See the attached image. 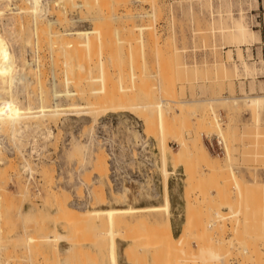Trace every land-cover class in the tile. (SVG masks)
<instances>
[{
    "label": "rangeland",
    "instance_id": "rangeland-1",
    "mask_svg": "<svg viewBox=\"0 0 264 264\" xmlns=\"http://www.w3.org/2000/svg\"><path fill=\"white\" fill-rule=\"evenodd\" d=\"M72 1L46 0L36 19L41 24L61 11L65 20L54 24L57 30L101 28L100 38L90 40V51L78 47L84 50L85 62L82 54L77 58L82 67L76 63V50L73 57L67 55L73 60L71 71L58 65L63 57L48 48L47 40L33 37L27 0H12L18 13L0 19L16 58L11 93L19 104H38L41 92V102L49 104L54 84L58 90L81 88L83 94L62 95L59 103L90 106L55 117L19 118L11 123L14 129L7 121L1 129L0 167L6 166L5 174L0 169L6 177L1 264H109L104 218L87 217L80 230L78 221L68 226L72 221L63 219L62 212L58 217L48 193L57 191L72 209L160 205L157 111L141 107L147 97L150 106L162 105L166 155L171 156L181 139L199 143L203 153L187 154V165H165L170 171L171 228L162 211L116 215L112 227L120 231L119 264H264V101L254 107L242 98L264 94V0H87V6L81 4L84 0ZM124 9L128 16L122 15ZM80 67L84 77L77 76ZM72 70L80 81L66 87L62 76H72ZM119 101L130 108L104 113L103 107ZM214 121L224 132L221 137ZM207 122L213 124L210 129ZM99 154L107 165L115 162L105 175L111 185L92 167Z\"/></svg>",
    "mask_w": 264,
    "mask_h": 264
},
{
    "label": "bare ground",
    "instance_id": "bare-ground-1",
    "mask_svg": "<svg viewBox=\"0 0 264 264\" xmlns=\"http://www.w3.org/2000/svg\"><path fill=\"white\" fill-rule=\"evenodd\" d=\"M28 1V3H29V5H30V12H31V14H32V16H33V18H34V20H33V24H32V32H33V37H35V39H41L42 41H43V39H42V37L45 39V40H47L48 41V48L50 49V47L52 48V49H54V50H52L51 49V51L53 52H57L56 53V55H58L59 54V56L60 57H63V58H60V60H59V62H58V65L60 64L62 67H64V69H73V67H74V65L72 64V62H73V60H70V59H72V58H68V60H67V55H68V57H70V56H72L73 55V50H76V54L78 53V55L79 56H77L76 55V63H79V62H77L78 61V59L80 60L82 57H80V55L81 56H83V58L85 57L84 55H83V53H84V50H82L81 48H80V51H79V48L78 47H82L83 49H84V47L86 48H88V51H90V48H92V46H90L91 44L90 43H92V41H94V40H92V39H95V37H96V39H98V37L100 38V33H99V30H98V28H99V26H95V27H92L91 29H76V30H73V31H61V30H57L55 27H54V24H56V22H61V21H63V19L64 18H62V16L60 15L62 12L60 11V14L59 13H57L56 11H58V10H55V12L57 13H55L57 16H55V18L53 19V20H51V19H43L44 21L43 22H41V24H39L38 23V21H36V19L38 20V17H40L41 18V16H40V14H41V11L43 10L44 11V7L42 6V4L44 3V2H46V0H27ZM59 1V0H58ZM62 1H64V0H62ZM70 2V0H65V2ZM73 1H75V0H73ZM73 1L70 3V4H72L73 3ZM93 1V0H92ZM97 1H99V0H97ZM103 2H104V0H102ZM101 1V2H102ZM126 0H124V2H125ZM155 1V0H154ZM23 2V1H22ZM67 2V3H68ZM105 2H106V0H105ZM123 2V1H122ZM123 2V3H124ZM51 3V2H50ZM75 3V2H74ZM72 4V5H75V4ZM90 3V2H89ZM98 3V2H97ZM126 3V2H125ZM124 3V4H125ZM66 3H64V5H65ZM77 4V3H76ZM78 4H80V3H78ZM81 4H85L84 6H87L88 5V1L86 0H84V2L82 1V3ZM87 4V5H86ZM100 4V3H99ZM105 4H107V3H105ZM116 4V3H115ZM114 4V5H115ZM159 4V3H158ZM25 5V4H24ZM44 5V4H43ZM137 5V4H136ZM21 6V5H20ZM20 6H17V7H20ZM83 6V5H82ZM103 6V5H102ZM105 6V5H104ZM52 7V6H51ZM63 7V6H62ZM116 7V6H115ZM135 7V6H134ZM157 7H158V5H157ZM16 7H15V4L12 2V0H0V19H1V17H2V15L3 14H6V13H18V11H16L17 10V8H16V10H14ZM64 8V7H63ZM105 9L106 8H108V6L107 7H104ZM8 9H10V10H8ZM65 9V8H64ZM114 9V8H113ZM129 9V8H128ZM8 10V11H7ZM127 10V9H126ZM125 9H124V14H122V15H125V16H128V12H125L126 11ZM47 11V10H46ZM45 11V12H46ZM116 11V10H115ZM128 11V10H127ZM20 12V11H19ZM107 12V11H106ZM152 12V11H151ZM40 13V14H39ZM132 13V12H131ZM130 13V14H131ZM45 14V13H44ZM99 14H101V13H99ZM106 14V13H105ZM18 15V14H17ZM122 15H120V16H122ZM138 15V14H137ZM142 15V14H141ZM145 15V14H144ZM148 15V14H147ZM117 16V15H116ZM152 16V15H151ZM37 17V18H36ZM103 18V17H102ZM18 19V18H17ZM99 19V18H98ZM124 19V18H123ZM130 19V18H129ZM41 20V19H40ZM39 20V21H40ZM65 20V19H64ZM105 20V19H104ZM108 20V19H107ZM150 20V19H149ZM96 21V20H95ZM98 21V20H97ZM125 21V20H124ZM94 22V21H93ZM92 22V23H93ZM99 22H102V20L101 21H99ZM99 22L97 23V24H99ZM103 22H106V20L105 21H103ZM107 22H109V21H107ZM117 23V22H116ZM131 23V22H130ZM151 24V23H150ZM101 25V24H100ZM140 26V25H139ZM144 26V25H143ZM145 27V26H144ZM146 27H149V25L148 26H146ZM145 27V28H146ZM143 27L141 26L140 28H138V29H142ZM99 29H101V28H99ZM108 31V30H107ZM103 32V31H102ZM106 32V31H105ZM109 32V31H108ZM100 34V35H99ZM106 34V33H105ZM108 34H110V33H108ZM152 35V34H151ZM38 36H41V38H37ZM103 39V38H102ZM40 40V41H41ZM90 40H92V41H90ZM46 41V42H47ZM102 41V40H101ZM100 41V42H101ZM36 42V41H35ZM94 43V42H93ZM36 44V43H35ZM39 44H40V42H39ZM105 44V43H104ZM34 45V44H33ZM43 45H44V43H43ZM93 45V44H92ZM95 45V44H94ZM103 45V44H102ZM105 46V45H104ZM104 46H101V48L102 47H104ZM38 47H40V46H38ZM90 47V48H89ZM98 47V46H97ZM45 49V48H44ZM79 52H81V51H83V52H81V53H79ZM45 51V50H44ZM92 51V50H91ZM93 51H94V49H93ZM17 52V51H16ZM98 52V51H97ZM55 54V53H54ZM89 54V53H88ZM91 54V53H90ZM89 54V57H90V60H91V55ZM38 55V54H37ZM18 56V55H17ZM55 56V55H54ZM73 57V56H72ZM78 57H80V58H78ZM45 58V57H44ZM78 58V59H77ZM82 58V60L84 61L85 60V58L83 59ZM15 59L16 58H14V55H13V53H12V51L9 49V46H8V42H7V39H6V37H5V35H4V27H2V25H0V131H1V129H4L3 127H4V125H5V123L8 121V122H10V125H9V127H11L12 125H11V123L12 122H15V121H17V120H19V118H23V117H34V116H37V117H41V116H45V115H48V116H51V117H55V116H57V115H59V114H62V113H67V112H72V111H74V112H78V111H80V110H78V109H83V108H90V106L89 105H85V106H83L81 103L79 104V103H77V104H74V103H72V104H68V105H63V104H61V103H59V98H60V96H62V95H64V96H67V97H74V96H81V95H83L82 93H81V88H76V89H68V88H64L63 90H58V89H56L54 86V84H53V86H51L52 88H51V92H50V95L48 96V97H50V99H49V101H50V103L49 104H43V102H41V100H42V95H41V93H43V92H41L40 93V96L38 97V94H37V99L39 98V101H38V104H25V105H21V103L19 104L18 103V100L13 96V94L11 93V88H12V86H13V83H14V78H15V76H14V72H15V70H14V61H15ZM56 59V58H55ZM105 59V58H104ZM80 61V62H82V63H84L83 61ZM88 60H89V58H88ZM89 60V61H90ZM25 61H26V59H25ZM57 61V59L55 60V62L54 61H52L53 62V64L54 63H57L56 62ZM69 61H72L70 64H69ZM25 63V62H24ZM17 64V63H16ZM15 64V65H16ZM23 64V63H22ZM27 64V63H26ZM80 64V63H79ZM79 64H78V67H79ZM98 64H99V61H98ZM58 65H57V68H58ZM83 65V64H82ZM104 65V64H103ZM54 66V65H53ZM80 66H81V64H80ZM18 67V66H17ZM24 67H25V65H24ZM77 67V68H78ZM82 67V66H81ZM81 67L79 68V69H81ZM85 67V64H84V66H83V68L82 69H86V68H84ZM16 68V67H15ZM20 68H21V66H20ZM19 68V69H20ZM22 69V68H21ZM34 69V68H33ZM78 70L77 71V73H79V75L77 74V76H79V77H81V75H82V77H84L85 75H84V73H83V70ZM25 70V69H24ZM43 70V69H42ZM17 71V70H16ZM20 72H21V70H19ZM67 71V70H66ZM71 71V70H70ZM75 71V70H74ZM31 72V71H30ZM37 72V71H36ZM35 72V73H36ZM85 72V71H84ZM17 73H18V71H17ZM26 73V72H25ZM70 73V72H69ZM72 73H74L73 72V70H72V72H71V75L72 76H70L69 74H67V72L66 73H64V75L62 76L63 78H62V80H63V82H64V84H65V86L67 87L68 86V84L70 83H72L71 85L73 86V85H75V83H79V81L80 80H78L76 77H74L73 76V74ZM86 73V72H85ZM20 74V73H19ZM75 74V73H74ZM81 74V75H80ZM21 75V74H20ZM37 75V74H36ZM32 76V75H31ZM37 77V76H36ZM42 77V76H41ZM52 79V78H51ZM39 80H40V78H39ZM85 81V80H84ZM41 82V81H40ZM82 82H83V80H82ZM16 83V82H15ZM74 83V84H73ZM81 83V82H80ZM83 84H84V82H83ZM16 85V84H15ZM80 85V84H79ZM82 85V84H81ZM14 87V86H13ZM75 87H77V86H75ZM82 88L84 87V86H81ZM34 88V87H33ZM13 89H15V88H13ZM48 93V92H47ZM129 93V92H128ZM123 95H125V94H123L122 93V96ZM127 95H129L130 96V94H127ZM79 96V97H80ZM83 96H81V98H82ZM116 97V96H115ZM124 97V96H123ZM118 98H120V97H118ZM124 98H128V97H124ZM243 99H244V101H245V104H247V105H252V106H256V105H261L262 103H263V101H264V94H259V95H246V96H244V97H242ZM113 99H114V97H113ZM164 99V98H163ZM168 99V98H167ZM167 99H166V102H165V100H164V102L166 103V104H168V102H167ZM174 99V98H173ZM236 98H234V100H235ZM118 100V99H117ZM125 100V99H124ZM147 100L149 101V98L147 97ZM146 100V101H147ZM170 100H172V99H170ZM145 101V103L144 104H141V107H146V106H148L147 108H149V107H156V111H157V121L156 122H158L157 123V129H158V140H159V147H160V153H161V165H162V168H161V170H162V176H161V180H160V182H161V198H162V203L160 204V205H147V206H139V207H101V208H91V209H80V207H78L79 209H72V208H70L64 201H60V199H59V196H60V194L58 193H56L55 191H53V190H51L50 188V190H49V201H50V203H52V204H55L56 206L55 207H57L59 210V212H57V213H59L58 215H56V213H54V215H56V216H58L59 218L61 217V214H60V212H62V218L63 219H65L67 222L69 221H72V223H73V225H72V223L71 224H67L68 226H75V224L74 223H76L77 221L79 222H77L78 224H76L77 226H75V227H77V228H79L78 226H81V224H84V220L88 217L89 218V220H90V218H100V217H103L104 218V221H103V219H102V221L101 222H104L106 225V230L104 231V235H106L107 237H106V239H107V253H108V261H109V264H119L118 263V260H117V240L120 238L119 237V235H117V233H118V231L119 230H115V229H113V224L115 223L114 221H115V217H116V215L117 214H120V213H129V212H142V211H162L164 214H165V217H164V224H169L168 222H169V208H170V201H169V194H168V174H169V170H167L166 168H165V165H166V163L167 162H171V164H172V166H177V165H183V164H185V162H186V165H187V159L185 158V156L187 155V154H191V153H196L197 154V152H201V153H203V148H202V146L199 144V143H195L194 142V140H192V139H190L191 140V143H188V142H190V140H188V142H186L185 140H183V139H181V140H177L178 142V148L176 149V150H174V151H170L169 153L171 154V156L170 157H168L167 155H169V154H167L166 155V152H165V149L166 148H169L168 147V145L165 143V140L163 139V116H162V109H161V104L159 103V102H157L156 104L154 103V105L155 106H150L149 104H152V103H150V102H146ZM177 101V100H176ZM176 101L174 102L175 104H176ZM20 102V101H19ZM125 102V101H124ZM171 102H173V101H171ZM170 102V103H171ZM234 102V101H233ZM126 103H128V102H126ZM124 104L123 102L121 103V101H119V102H116V103H114L113 105H109V106H106V107H103V109L104 110H107V111H104V113H106V112H115V111H117V110H126V109H128V108H130V103H129V105H127V104ZM149 103V104H148ZM179 103V102H178ZM148 104V105H147ZM163 104V103H162ZM175 104H174V106H175ZM96 105V104H95ZM133 105H137V104H133ZM209 105V104H208ZM171 106V105H170ZM169 106V107H170ZM185 106V105H184ZM128 107V108H127ZM178 107L180 108V105L178 104ZM186 107V106H185ZM191 107H193V106H191ZM190 107V108H191ZM260 107V106H259ZM98 108H99V106H98ZM171 108V107H170ZM184 108V107H183ZM188 108V107H187ZM187 108H185V109H187ZM103 109L101 110V111H103ZM139 109V108H138ZM150 109V108H149ZM85 110V109H84ZM97 109H88V110H86V112H93V111H96ZM148 110V109H147ZM146 110V111H147ZM179 110V109H178ZM180 111H181V109H180ZM186 111V110H185ZM144 112V111H143ZM151 112V111H150ZM152 113H153V111H152ZM155 113V112H154ZM192 113V112H191ZM196 113V112H195ZM205 113V112H204ZM203 113V114H204ZM68 114H71V113H68ZM191 115V114H190ZM205 116V115H204ZM206 118V117H205ZM165 119V118H164ZM202 120V119H201ZM142 121V120H141ZM146 121V125H147V119L145 120ZM145 121H143V122H145ZM207 121V120H206ZM210 121V120H209ZM208 121V122H209ZM208 122L206 123V125L205 126H207V128H209L210 129V126L211 125H213L214 124V126L213 127H215L217 130H218V132H216V133H218V136H222V133H224L223 131H221V129H220V126H219V123L218 122H213V124H209V125H207L208 124ZM211 122V121H210ZM209 122V123H210ZM18 123V122H17ZM16 123V124H17ZM38 123V122H37ZM203 123V122H202ZM205 123V122H204ZM14 124V123H13ZM32 124V123H31ZM149 124V123H148ZM34 125V124H33ZM39 125V124H38ZM165 125V124H164ZM204 125V124H203ZM25 126H27V125H25ZM30 126V125H29ZM46 126V125H45ZM209 126V127H208ZM5 127H7V126H5ZM13 127V129L16 127V126H12ZM34 127V126H33ZM24 128V127H23ZM27 128V127H26ZM6 129V128H5ZM12 129V128H11ZM19 128L17 127V130H18ZM28 129V128H27ZM10 130V129H9ZM24 130V129H23ZM49 132H51L50 131V129H47ZM155 130V129H154ZM11 132L13 131V130H10ZM18 131H20V130H18ZM156 131V130H155ZM9 132V131H8ZM10 132V133H11ZM43 132V131H42ZM42 132L40 131L38 134H42ZM46 132V131H45ZM209 132V131H208ZM14 133V132H13ZM16 133V132H15ZM29 133V132H28ZM48 133V132H47ZM227 133V132H226ZM21 134H22V132H21ZM20 134V135H21ZM50 133H48V135H49ZM11 135V134H10ZM12 135H15V134H12ZM46 135V134H45ZM22 136V135H21ZM31 136V135H30ZM147 136V135H146ZM154 136V135H153ZM5 137V136H4ZM145 137V136H144ZM20 138V137H19ZM47 138V137H46ZM22 139V138H21ZM24 139V138H23ZM193 139H195V138H193ZM226 139H227V137H226ZM195 141H196V139H195ZM197 141H198V139H197ZM227 141V140H226ZM202 142V141H201ZM13 143V142H12ZM24 143V142H23ZM17 145V144H16ZM224 146V145H223ZM2 138H1V134H0V164L2 163V158H4L3 156H2V154L3 153H1L2 152ZM33 147V143H31V145H30V148H32ZM167 151H168V149H167ZM29 152H30V149H29ZM229 157H230V155H229V152L228 151H226V159H229ZM108 158H109V156H108ZM107 158V159H108ZM9 161V160H8ZM108 161V160H107ZM107 161H106V159H105V157L103 156V155H101V154H99V155H94V159H93V161H92V167H94L95 169H97V175H100V177H101V175L102 176H105V175H107V173L110 171V168H109V162H108V165H107ZM169 162V163H170ZM225 166V165H224ZM6 167V166H5ZM4 166L2 167H0V169L1 170H3L4 168H5ZM185 167V166H184ZM227 167H229V165L227 166ZM108 168H109V170H108ZM186 168V167H185ZM218 168V167H217ZM222 168V167H221ZM220 169V168H219ZM227 169H229V168H226L225 169V172H226V170ZM0 170V171H1ZM5 170V169H4ZM3 170V171H4ZM224 170V169H223ZM2 171V173L3 174H5V171L3 172ZM232 173L231 175L229 174V176H233L232 178H234V172L230 169V170H228L226 173L228 174V173H230V172ZM217 172V171H216ZM224 172V171H223ZM225 172L223 173V176H228L227 174H225ZM1 172H0V220L2 219V217L4 216L3 215V208H2V203L4 204V202H3V200H5V199H3L4 197H5V195H6V187H5V178L6 177H4L3 176V174H2ZM220 173H222V171L220 172ZM225 174V175H224ZM222 175V174H221ZM187 176V175H186ZM104 178H106L105 180H106V182H107V184H112V181H110L109 180V178L108 177H104ZM46 180V179H45ZM125 190V189H124ZM124 192V191H123ZM126 192V191H125ZM5 193V194H4ZM134 193V192H133ZM95 195H97V197L98 196H101L100 197V199H102L103 198V194L102 193H100V192H98L97 194H95ZM125 195V194H124ZM6 197H8V196H6ZM10 197V196H9ZM45 198V197H44ZM62 198V197H61ZM99 199V198H98ZM104 199V198H103ZM102 199V200H103ZM12 200V199H11ZM63 200H65V199H63ZM52 201V202H51ZM5 202H6V200H5ZM176 208V207H175ZM235 211V210H234ZM233 213V212H232ZM217 215H220V216H222V218H223V215H221L219 212H217L216 213ZM3 215V216H2ZM53 215V220L55 219V216ZM52 216V215H51ZM119 216V215H118ZM220 216H218V217H220ZM65 217V218H64ZM168 217V218H167ZM91 219V220H92ZM101 219V218H100ZM89 220H88V223H89ZM94 220V219H93ZM40 221V220H39ZM74 221V222H73ZM76 221V222H75ZM83 221V222H82ZM221 221V220H220ZM4 222V221H3ZM81 222V223H80ZM123 222V221H122ZM145 222V221H144ZM117 223V222H116ZM1 224H3L2 223V221H1ZM222 224H223V222H222ZM117 225V224H116ZM86 226V225H85ZM88 226H90V225H88ZM100 226V225H99ZM167 226V225H166ZM56 228V227H55ZM73 228V227H72ZM76 228V229H77ZM67 229H69V231L71 230V228H67ZM81 228H79V230H80ZM88 229V228H87ZM104 229V228H103ZM2 229H1V225H0V264H1V247H3V246H1V233H2V231H1ZM53 230V229H52ZM73 230V229H72ZM84 230V229H83ZM82 230V231H83ZM5 231H6V229H5ZM181 231V230H180ZM86 233L88 232V231H85ZM120 232V231H119ZM98 233V232H97ZM102 233V232H101ZM101 233H98V234H100L101 235ZM180 233V232H179ZM179 233L177 234V235H179ZM32 234V233H31ZM90 235V234H89ZM88 235V236H89ZM95 235V233L93 234V236ZM122 235V234H121ZM32 236V235H31ZM62 236V235H61ZM66 236V235H65ZM103 236V235H102ZM176 236V235H175ZM59 236H54V238H51L50 236H47V238L48 239H54V240H56V238H58ZM177 237V236H176ZM27 238V237H26ZM29 239L31 238L32 239V237H28ZM43 238H45V237H43ZM88 238V237H87ZM86 238V239H87ZM28 239V240H29ZM66 239V238H65ZM105 239V238H104ZM3 240V239H2ZM33 240V239H32ZM59 240H61V239H58V241ZM63 240V239H62ZM54 242V241H53ZM53 244H51V246H52ZM180 246V245H179ZM69 247V246H68ZM101 247V246H100ZM181 247V246H180ZM150 248V247H149ZM153 248H155V247H153ZM179 248V247H178ZM157 249H159V248H157ZM156 249V250H157ZM162 249V248H161ZM104 250V249H103ZM160 250V249H159ZM159 250H157V251H159ZM164 250V249H163ZM154 251H155V249H154ZM160 252H162V251H160ZM165 253H166V250L164 251ZM164 252H162V253H164ZM155 253H157V252H154V254ZM151 254V253H150ZM153 254V255H154ZM91 256H92V254H90ZM156 255V254H155ZM154 255V256H155ZM161 255V254H160ZM165 255V254H164ZM164 255H162V256H164ZM175 255V254H174ZM152 256V255H151ZM166 256V255H165ZM182 256V255H181ZM180 256V257H181ZM159 257V256H158ZM174 257H177V256H174ZM183 257V256H182ZM153 258H155V257H153ZM160 258V257H159ZM159 258H157L158 260H159ZM162 258V257H161ZM161 258H160V260H161ZM156 259V260H157ZM162 260H163V258H162ZM219 260V259H218ZM139 261H141V260H139ZM164 262H165V259H164ZM174 262V261H173ZM218 262V261H217ZM216 262V263H217ZM157 263H161V262H158L157 261ZM134 264V263H133ZM162 264H164L163 263V261H162ZM218 264H222V263H218Z\"/></svg>",
    "mask_w": 264,
    "mask_h": 264
},
{
    "label": "crops",
    "instance_id": "crops-1",
    "mask_svg": "<svg viewBox=\"0 0 264 264\" xmlns=\"http://www.w3.org/2000/svg\"><path fill=\"white\" fill-rule=\"evenodd\" d=\"M169 194V193H168ZM169 201H170V198H169ZM170 207H171V203H170ZM169 217H170V208H169ZM171 221H170V218H169V224H170V228H171ZM171 231H172V229H171ZM173 233V232H172ZM61 241H63L62 239L61 240H59L58 242H61ZM118 242H120V244L122 245V242H121V240L120 241H118L117 240V244H119ZM58 244V243H57ZM117 260H118V258H117ZM127 261V260H126ZM120 262V261H119ZM118 262V263H119ZM128 262V261H127ZM128 263H130V264H133V263H131V262H128ZM121 264H125V262H123L122 260H121Z\"/></svg>",
    "mask_w": 264,
    "mask_h": 264
},
{
    "label": "built area",
    "instance_id": "built-area-1",
    "mask_svg": "<svg viewBox=\"0 0 264 264\" xmlns=\"http://www.w3.org/2000/svg\"><path fill=\"white\" fill-rule=\"evenodd\" d=\"M218 142H219V141H218ZM109 164H110L109 166H110L111 168H114V164H115L114 161L110 160V163H109Z\"/></svg>",
    "mask_w": 264,
    "mask_h": 264
}]
</instances>
